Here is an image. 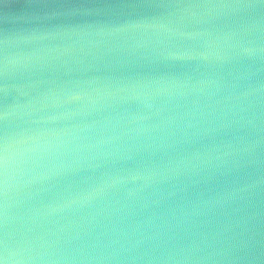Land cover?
I'll use <instances>...</instances> for the list:
<instances>
[{
  "label": "water",
  "instance_id": "95a60500",
  "mask_svg": "<svg viewBox=\"0 0 264 264\" xmlns=\"http://www.w3.org/2000/svg\"><path fill=\"white\" fill-rule=\"evenodd\" d=\"M6 250L264 264L258 0H0Z\"/></svg>",
  "mask_w": 264,
  "mask_h": 264
},
{
  "label": "snow or ice",
  "instance_id": "6c2138e0",
  "mask_svg": "<svg viewBox=\"0 0 264 264\" xmlns=\"http://www.w3.org/2000/svg\"><path fill=\"white\" fill-rule=\"evenodd\" d=\"M259 6L264 9V0H258ZM250 7H254L255 5H249ZM2 264H10V257L7 253V250L5 251V256Z\"/></svg>",
  "mask_w": 264,
  "mask_h": 264
}]
</instances>
